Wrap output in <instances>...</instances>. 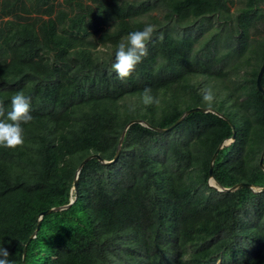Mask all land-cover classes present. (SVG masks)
<instances>
[{"label": "trees", "instance_id": "obj_1", "mask_svg": "<svg viewBox=\"0 0 264 264\" xmlns=\"http://www.w3.org/2000/svg\"><path fill=\"white\" fill-rule=\"evenodd\" d=\"M149 24L118 79L115 49ZM263 59L264 0H0V119L18 92L33 117L0 147L10 264H264V189L248 186H264ZM196 106L215 112L169 127ZM126 124L113 161L77 171L111 160Z\"/></svg>", "mask_w": 264, "mask_h": 264}, {"label": "clouds", "instance_id": "obj_2", "mask_svg": "<svg viewBox=\"0 0 264 264\" xmlns=\"http://www.w3.org/2000/svg\"><path fill=\"white\" fill-rule=\"evenodd\" d=\"M156 28L154 25H146L142 30L130 32L127 37L118 44L114 52V60L111 63V72H115L120 80L129 78L142 61L148 55L147 43L152 39ZM142 103L151 105L158 103L152 96L151 90L145 88L141 97ZM203 100L211 103L213 95L210 89L203 93ZM0 116H4L3 104L0 102ZM33 119L31 115V100L22 92H18L11 98V110L7 112V119H0V147L16 148L24 143L22 123L27 124ZM9 253L6 248L0 246V264H10Z\"/></svg>", "mask_w": 264, "mask_h": 264}, {"label": "water", "instance_id": "obj_3", "mask_svg": "<svg viewBox=\"0 0 264 264\" xmlns=\"http://www.w3.org/2000/svg\"><path fill=\"white\" fill-rule=\"evenodd\" d=\"M264 70V59L262 60L260 66H259V69L257 71V74H256V78H255V85H256V88L262 93V95L264 96V87L262 86L261 82H260V77H261V74ZM193 110H201V111H207V110H210V111H213L215 112L214 110H211V109H208V108H203V107H199V106H196V107H193V108H190V109H187L185 110L181 116L169 127H172L174 126L175 124H177L179 122V120L181 119L182 115L190 112V111H193ZM218 115H220L221 117H223L224 119L227 120V118L219 113H217ZM132 121H137V122H142L144 123L143 121L141 120H131L130 122ZM129 123V122H128ZM127 123V124H128ZM127 124L124 126L123 130L121 131V134H120V137H119V140H118V144H117V148L115 150V154L113 156V158L111 160H104L103 158H101L100 156L96 155V154H91V155H88L87 157H85L81 162L80 164L78 165L77 167V171L78 169L81 167V165L84 163L85 160H87L88 158H91V157H96L101 163H108V162H111L113 161L115 158H116V155H117V152H118V148H119V144H120V141L122 139V136H123V133H124V130H125V127L127 126ZM146 124L148 127L154 129V130H157V131H163L165 130V128H159V127H156V126H152V125H149L147 123H144ZM233 137V136H232ZM216 151L214 152V154L212 155L211 159H210V168L212 166V162H213V159H214V155H215ZM263 157H264V142H263V145H262V150H261V153H260V156H259V160H258V164L260 166V168H262L264 170V165L262 163V160H263ZM76 171V172H77ZM208 185L216 188L217 190H222V191H227V190H230L232 189L233 187H221V186H218L217 183L215 182V180L213 179L212 175H211V171L209 170V174H208ZM239 184H236L235 186H237ZM249 187L252 188V190L254 191H260V190H263L264 189V186L261 187V188H253L251 185H248ZM73 189L75 190L76 188V181L74 180L73 181ZM72 201V199L70 200V202ZM67 205L65 206H57V207H53L51 209H48L46 211H44V213L46 212H49L51 210H58V209H61V208H64L66 207ZM34 235V233H33ZM32 235V236H33ZM23 256H24V251H23Z\"/></svg>", "mask_w": 264, "mask_h": 264}]
</instances>
